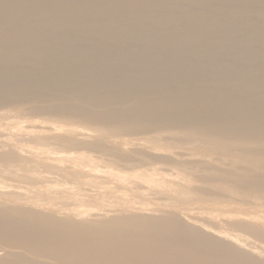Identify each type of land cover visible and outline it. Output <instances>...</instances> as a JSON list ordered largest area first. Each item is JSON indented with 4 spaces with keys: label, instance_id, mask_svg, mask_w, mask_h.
<instances>
[{
    "label": "rangeland",
    "instance_id": "rangeland-1",
    "mask_svg": "<svg viewBox=\"0 0 264 264\" xmlns=\"http://www.w3.org/2000/svg\"><path fill=\"white\" fill-rule=\"evenodd\" d=\"M148 1L161 5L151 14L136 0H0V261L97 258L90 246L129 233L160 236L175 250L205 249L170 233L179 223L233 248L243 241L239 250L255 257L246 262L264 264L252 249L264 250V233L216 229L202 223L208 211L197 213L236 208L253 214L251 225L264 217L251 198L264 196V0ZM161 15L172 21L158 24ZM153 173L177 187L188 178L194 192L147 191L143 176ZM135 244L139 253L146 248Z\"/></svg>",
    "mask_w": 264,
    "mask_h": 264
},
{
    "label": "bare ground",
    "instance_id": "bare-ground-1",
    "mask_svg": "<svg viewBox=\"0 0 264 264\" xmlns=\"http://www.w3.org/2000/svg\"><path fill=\"white\" fill-rule=\"evenodd\" d=\"M106 1V0H105ZM118 1V0H117ZM168 1V0H167ZM167 1H165V3L167 2ZM179 1V0H178ZM195 1V0H194ZM203 1V0H202ZM229 1V0H228ZM252 1V0H251ZM257 1V0H256ZM261 1V0H260ZM139 2V3H138ZM220 2V1H219ZM222 2H224V1H222ZM226 2V1H225ZM232 2H234V0L232 1ZM239 3V1H236V3ZM243 2V1H242ZM250 2V1H249ZM258 2H259V0H258ZM264 2V1H263ZM136 3L137 4H140L141 6H146L147 7V9H146V12L145 13H147V12H150L151 14L152 13H154V12H156V7H158V6H160L161 5V3L159 2V1H155L154 3V6H152L151 4H153L152 2H151V4L149 3V1L148 0H136ZM188 3V2H187ZM210 3V2H209ZM230 3V2H229ZM244 3V2H243ZM261 3V2H260ZM177 4V3H176ZM204 4V3H203ZM225 4V3H224ZM231 4V3H230ZM230 4H228V5H230ZM240 4H241V2H240ZM249 4V3H248ZM262 4V3H261ZM163 5V4H162ZM167 5V4H166ZM172 5V4H171ZM184 5V4H183ZM207 5V4H206ZM208 5H210V4H208ZM216 5V4H215ZM227 5V6H228ZM235 5V4H234ZM247 5V4H246ZM252 6H253V4H251ZM259 5V4H258ZM264 5V3L262 4V6ZM117 6V5H116ZM187 6V5H186ZM214 6V5H213ZM221 6V5H220ZM219 6V7H220ZM224 6V5H223ZM231 6V5H230ZM236 6V5H235ZM255 6V5H254ZM256 6H257V4H256ZM259 6H261V5H259ZM2 7V6H1ZM0 7V8H1ZM179 7V6H178ZM199 7H201V6H199ZM236 7H238V5L236 6ZM241 7H242V5H241ZM156 8V9H155ZM194 8V7H193ZM203 8H204V6H203ZM212 8V7H211ZM229 8V7H228ZM263 8V7H262ZM19 9V8H18ZM128 9V8H127ZM133 9V8H132ZM227 9V8H226ZM225 9V10H226ZM231 9V7L229 8V10ZM236 9V8H235ZM246 9V8H245ZM248 9V8H247ZM253 9V8H252ZM256 9V8H255ZM254 9V10H255ZM126 10V9H125ZM205 10V9H204ZM224 10V9H223ZM234 10V9H233ZM238 10H240L239 9V7H238ZM243 10V9H242ZM251 10V9H250ZM257 10V9H256ZM191 11H193V10H191ZM194 11H196V10H194ZM193 11V12H194ZM203 11V10H202ZM230 11H232V10H230ZM264 10L262 9V11L261 12H263ZM197 12V11H196ZM206 12H207V10H206ZM233 12V11H232ZM239 11H237V13H238ZM248 12H250L249 11V9H248ZM256 12V11H255ZM182 13H183V11H182ZM188 13V12H187ZM191 13V12H190ZM199 13H200V11H199ZM198 13V14H199ZM226 13V12H225ZM231 13V12H230ZM235 13V12H234ZM245 13H247V12H245ZM264 13V12H263ZM168 14V13H167ZM170 14V13H169ZM185 14V13H184ZM202 14V13H201ZM209 14V13H208ZM213 14V13H212ZM243 14V13H242ZM249 14V13H248ZM206 15V14H205ZM221 15V14H220ZM225 15V14H224ZM227 15H229V14H227ZM258 15H259V12H258ZM143 16H145V17H147L146 15H143ZM180 16V15H179ZM230 16H232V13H231V15ZM237 16V15H236ZM238 16H239V14H238ZM241 16V15H240ZM239 16V17H240ZM249 16V15H248ZM256 16H257V14H256ZM255 16V17H256ZM261 16H263V15H261ZM193 18H194V16H192ZM238 17V18H239ZM244 17H245V19L247 18L246 16H245V14H244ZM244 17H242V18H244ZM155 18V17H154ZM175 18V17H174ZM184 18V17H183ZM223 18V17H222ZM224 18H226V17H224ZM231 18V17H230ZM234 18V17H233ZM232 18V19H233ZM253 18V17H252ZM156 19V22L158 23V24H164V22H169V20H171V19H169L167 16H162L161 15V17H158L157 16V18H155ZM197 19V18H196ZM205 19H207V18H205ZM240 19V18H239ZM238 19V20H239ZM128 20V19H127ZM195 20V19H194ZM229 20V19H228ZM236 20V19H235ZM238 20H236V21H238ZM250 20V19H249ZM249 20H247L246 22H249ZM256 20V19H255ZM254 20V21H255ZM160 21L162 22V23H160ZM172 21V20H171ZM177 21V20H176ZM200 23H201V21L200 20H198ZM202 21H203V18H202ZM207 21V20H206ZM215 21H218V20H215ZM223 21V20H222ZM234 21V20H233ZM236 21H234L235 23H236ZM242 21H243V19H242ZM254 21H252V22H254ZM139 22V21H138ZM182 22V21H181ZM191 22V21H190ZM189 22V23H190ZM193 22H195V21H193ZM204 22V21H203ZM208 22V21H207ZM211 22V21H210ZM220 22H221V20H220ZM232 22V21H231ZM244 22V21H243ZM243 22H242V24H243ZM256 22V21H255ZM260 22V21H259ZM142 23H143V21H142ZM206 23V22H205ZM215 23V22H214ZM227 23V22H226ZM229 23H230V20H229ZM241 23V22H240ZM263 23V22H262ZM145 24V23H144ZM168 24H170V23H168ZM192 24V23H191ZM191 24H190V26H191ZM204 24V23H203ZM217 24V23H216ZM218 24H219V22H218ZM221 24V23H220ZM219 24V25H220ZM223 24V23H222ZM232 24V23H231ZM256 24V23H255ZM260 24V23H259ZM177 25V24H176ZM176 25H175V27H176ZM182 25V24H181ZM187 25H188V23H187ZM197 25H199V24H197ZM200 25H202V24H200ZM218 25V26H219ZM233 25H234V23H233ZM248 25H250V24H248ZM247 24H246V28H248L249 26H248ZM179 26V25H178ZM212 26H214L213 24H212ZM216 26V25H215ZM214 26V27H215ZM223 26V25H222ZM225 26V25H224ZM228 26H231V25H228ZM239 26H240V24H239ZM238 26V27H239ZM251 26V25H250ZM263 26V25H262ZM112 27V26H111ZM110 27V28H111ZM170 27H171V25H170ZM180 27V26H179ZM193 27V26H192ZM220 27V26H219ZM253 27V26H252ZM256 27V26H255ZM109 28V29H110ZM168 28V27H167ZM177 28V27H176ZM182 28V27H181ZM180 28V29H181ZM213 28V27H212ZM218 28V27H217ZM227 28V27H226ZM237 28V27H236ZM240 28H243V27H240ZM152 29V28H151ZM156 29V28H155ZM155 29H153V30H155ZM170 29V28H169ZM196 29V28H195ZM221 29V28H220ZM232 29V28H231ZM249 29V28H248ZM255 29V28H254ZM264 29V28H263ZM179 30V29H178ZM238 30V29H237ZM241 30V29H240ZM243 30V29H242ZM241 30V31H242ZM262 30V29H261ZM167 31H168V29H167ZM212 31V30H211ZM227 31L229 32V30H228V28H227ZM234 31V30H233ZM240 31V33L242 34V32ZM247 31V30H246ZM255 31V30H254ZM259 31H260V29H259ZM259 31H257L258 33H259ZM144 32V31H143ZM189 32H190V30H189ZM197 32V31H196ZM201 32V31H200ZM213 32H215V31H213ZM223 32V31H222ZM231 32H232V30H231ZM237 32H239V31H237ZM249 32V31H248ZM264 32V31H263ZM176 34H177V32H175ZM188 33V32H187ZM187 33H185V35L187 34ZM220 33V32H219ZM251 33V32H250ZM198 34H200V33H198ZM217 34V33H216ZM232 34H233V32H232ZM246 34V33H245ZM256 34V33H255ZM169 35V34H168ZM181 35H184V33L183 34H181ZM214 35V34H213ZM212 35V36H213ZM218 35V34H217ZM228 35H230V34H228ZM238 35V34H237ZM249 35V34H248ZM187 36H190V35H187ZM211 36V37H212ZM215 36V35H214ZM239 36V35H238ZM250 36V35H249ZM249 36H247V37H249ZM253 36V35H252ZM256 36H257V34H256ZM156 37H158V36H156ZM171 37V36H170ZM170 37H169V39H170ZM175 37V36H174ZM178 38H179V36H177ZM209 37V36H208ZM217 37V36H216ZM222 37V36H221ZM235 37H237V36H235ZM234 37V38H235ZM241 37V36H240ZM258 37H259V35H258ZM257 37V38H258ZM164 38V37H163ZM182 38H184V36L182 37ZM187 38V37H186ZM193 38V37H192ZM198 38V37H197ZM213 38V37H212ZM254 38V37H253ZM253 38H252V41H253ZM262 38V37H261ZM260 38V39H261ZM90 39V38H89ZM130 39V38H129ZM156 39V38H155ZM167 39V38H166ZM171 39H173V37L171 38ZM177 39V38H176ZM185 39V38H184ZM183 39V40H184ZM191 39V38H190ZM196 39V38H195ZM204 39V38H203ZM215 39V38H214ZM214 39H213V41H214ZM263 39H264V36H263ZM136 40V39H135ZM160 40H161V38H160ZM159 40V41H160ZM186 40V39H185ZM189 40V39H188ZM187 40V41H188ZM194 40V39H193ZM199 40H200V38H199ZM210 40V39H209ZM220 40V39H219ZM231 40V39H230ZM243 40V39H242ZM158 41V42H159ZM163 41H165V40H163ZM176 41V40H175ZM202 41V40H201ZM217 41V40H216ZM248 41V40H247ZM257 41V40H256ZM120 42V41H119ZM152 42V41H151ZM166 42V44H167V42L168 41H165ZM174 42V41H173ZM177 42V41H176ZM175 42V43H176ZM179 42V41H178ZM177 42V43H178ZM209 42V41H208ZM224 42V41H223ZM251 42V41H250ZM259 42V41H258ZM260 42H261V40H260ZM142 43V42H141ZM157 43V42H156ZM176 43V44H177ZM184 43H185V41L183 42V45H184ZM221 43H222V41H221ZM242 43V42H241ZM247 43V42H246ZM256 43V42H255ZM264 43V42H263ZM108 44V43H107ZM138 44V43H137ZM165 44V45H166ZM169 44V43H168ZM167 44V45H168ZM181 44V43H180ZM211 44V43H210ZM225 44H228V43H225ZM231 44V43H230ZM243 44V43H242ZM250 44V43H249ZM248 43H247V45H249ZM153 45V44H152ZM155 45V44H154ZM161 45V44H160ZM166 45V46H167ZM188 45V44H187ZM217 45V44H216ZM215 45V46H216ZM223 45V44H222ZM229 45V44H228ZM232 45L233 44H231V47H232ZM244 45H245V41H244ZM255 45V44H254ZM131 46H133V45H131ZM136 46V45H135ZM139 46H140V44H139ZM145 46V45H144ZM162 46V45H161ZM178 46L180 47L181 45H179L178 44ZM185 47H186V45H184ZM189 46V45H188ZM188 46H187V48H188ZM191 46V45H190ZM211 46V45H210ZM234 46V45H233ZM151 47V46H150ZM155 47V46H154ZM153 47V48H154ZM173 47V46H172ZM177 47V46H176ZM182 47V46H181ZM192 47V46H191ZM191 47H189V48H191ZM194 47V46H193ZM209 47V46H208ZM214 47V46H213ZM223 47V46H222ZM221 47V48H222ZM240 46H238V47H236V49L237 48H239ZM244 47V46H243ZM254 47H256V46H254ZM258 47H260V46H258ZM145 48V47H144ZM159 48V47H158ZM171 47H169L168 49H170ZM233 48V47H232ZM245 48H247V47H245ZM261 48V47H260ZM146 49V48H145ZM149 49H151V48H149ZM162 49V48H161ZM168 49H166L167 51H169ZM172 49V48H171ZM186 49V48H185ZM215 49V48H214ZM240 49V48H239ZM253 49V48H252ZM137 50V49H136ZM156 50V49H155ZM165 50V49H164ZM211 50V49H210ZM234 50V49H233ZM243 50V49H242ZM257 50V49H256ZM260 50V49H259ZM171 51V50H170ZM174 51H175V49H174ZM177 51V50H176ZM175 51V52H176ZM180 49H179V53H180ZM183 51V50H182ZM187 51H188V49H187ZM207 51V50H206ZM215 51V50H214ZM219 51V50H218ZM221 51V50H220ZM241 51V50H240ZM247 51V50H246ZM262 51V50H261ZM165 52V51H164ZM174 52V53H175ZM191 52V51H190ZM189 52V53H190ZM217 52V51H216ZM215 52V53H216ZM223 52V51H222ZM248 52V51H247ZM252 52H255V49H254V51H252ZM153 53H154V51H153ZM152 53V54H153ZM156 53V52H155ZM154 53V54H155ZM184 53V52H183ZM207 53V52H206ZM214 53V54H215ZM220 53V52H219ZM224 53V52H223ZM226 53V52H225ZM240 53V52H239ZM242 53V52H241ZM261 53V52H260ZM156 54H159V53H156ZM162 54V53H161ZM165 54H167V53H165ZM173 54V53H172ZM178 54V53H177ZM192 54V53H191ZM204 54V53H203ZM202 54V55H203ZM208 54V53H207ZM213 54V55H214ZM234 53H232V55H233ZM256 54V53H255ZM258 54V53H257ZM145 55V54H144ZM183 55V54H182ZM182 55H180V56H182ZM186 55V54H185ZM217 55V54H216ZM231 55V54H230ZM244 55V54H243ZM242 55V56H243ZM248 54H246L245 56H247ZM264 55V54H263ZM262 55V56H263ZM150 56H152V55H150ZM155 56H157V55H155ZM170 56V55H169ZM168 56V57H169ZM178 56V55H177ZM259 56V55H258ZM257 56V57H258ZM147 57V56H146ZM145 57V58H146ZM149 57V56H148ZM162 57V56H161ZM160 57V59H162ZM187 56H185V58H186ZM193 57V56H192ZM217 57H219V56H217ZM222 57V56H221ZM239 57H240V55H239ZM247 57H249V56H247ZM260 57H261V55H260ZM141 58V57H140ZM189 58V57H188ZM228 58V57H227ZM241 58V57H240ZM259 58V57H258ZM179 59V58H178ZM181 59H183V58H181ZM187 59V58H186ZM191 59V58H190ZM209 59V58H208ZM231 59V58H230ZM230 59H229V61H230ZM251 59V58H250ZM253 59H255V58H253ZM252 59V60H253ZM163 60V59H162ZM168 60V59H167ZM177 60V59H176ZM213 60V57H212V59H211V61ZM218 60V59H217ZM232 60V59H231ZM237 59L235 58V61H236ZM244 60V59H243ZM247 60V59H246ZM257 60H261V59H257ZM151 61V60H150ZM153 61V60H152ZM169 61H171V60H169ZM175 61V59L173 60V62ZM187 61H188V59H187ZM186 61V62H187ZM190 61V60H189ZM239 61V60H238ZM237 61V62H238ZM256 61V60H255ZM261 61H263V60H261ZM162 61H160V63H161ZM176 62V61H175ZM180 60H179V65H180ZM217 62V61H216ZM232 62V61H231ZM246 62V61H245ZM244 62V63H245ZM257 62V61H256ZM147 63V62H146ZM206 63V62H205ZM210 63V62H209ZM213 63V62H212ZM230 63V62H229ZM137 64V63H136ZM135 64V65H136ZM169 64V63H168ZM192 64V63H191ZM201 64V63H200ZM208 64V63H207ZM242 64V63H241ZM250 64H252L251 63V61H250ZM163 65V64H162ZM161 65V66H162ZM166 65V64H165ZM169 65H171V64H169ZM184 65V64H183ZM188 65H190V64H188ZM223 65V64H222ZM138 66V65H137ZM147 66V65H146ZM154 66V65H153ZM160 66V65H159ZM158 66V67H159ZM173 66V65H172ZM172 66H170L171 68H172ZM181 66V65H180ZM186 66V65H185ZM184 66V67H185ZM236 66V65H235ZM253 66H255V64L253 65ZM252 66V67H253ZM149 67V66H148ZM156 67V66H155ZM187 67V66H186ZM198 67V66H197ZM200 67V66H199ZM198 67V68H199ZM230 67V66H229ZM237 67H238V65H237ZM241 67V66H240ZM256 67V66H255ZM258 67V66H257ZM153 68V67H152ZM206 68V67H205ZM223 68V67H222ZM242 68V67H241ZM244 69H245V67H243ZM242 68V69H243ZM248 68V67H247ZM246 68V69H247ZM251 68V67H250ZM254 68V67H253ZM137 69V68H136ZM135 69V70H136ZM170 69V68H169ZM179 69V68H178ZM185 69V68H184ZM207 69V68H206ZM217 69V68H216ZM221 69V68H220ZM224 69V68H223ZM246 69H245V71H246ZM187 70H188V67H187ZM186 70V71H187ZM196 70V69H195ZM254 70V69H253ZM264 70V69H263ZM263 70H262V73H263ZM137 71V70H136ZM170 71H171V69H170ZM173 71V70H172ZM182 71H183V69H182ZM197 71V70H196ZM240 71V70H239ZM238 71V72H239ZM249 71V70H248ZM134 72V71H133ZM169 72V71H168ZM223 72H224V70H223ZM243 72V71H242ZM250 72V71H249ZM248 72V73H249ZM253 72V71H252ZM255 72V74H257L256 73V71H254ZM253 72V73H254ZM137 74H138V72H136ZM141 73V72H140ZM157 73V72H156ZM167 73V72H166ZM176 73V72H175ZM177 73H178V70H177ZM184 73V72H183ZM241 73V72H240ZM247 73V74H248ZM253 73H251L252 74V76H253ZM159 74V73H158ZM165 74V73H164ZM169 74H170V72H169ZM168 74V75H169ZM184 74H187V72L186 73H184ZM189 74V73H188ZM236 74V73H235ZM244 74V73H243ZM246 74V75H247ZM260 75H261V73H259ZM259 74H257V75H259ZM155 75V74H154ZM160 75V74H159ZM220 75V74H219ZM256 75V76H257ZM147 76H149V75H147ZM176 76V75H175ZM178 76H181V75H178ZM214 76H215V74H214ZM245 76V75H244ZM255 76V75H254ZM253 76V77H254ZM262 76H264V74L263 75H261L260 77H262ZM194 77V76H193ZM247 77V76H246ZM251 77V76H250ZM249 77V78H250ZM258 77V76H257ZM139 78V77H138ZM155 78V77H154ZM162 78V77H161ZM173 78V77H172ZM195 78V77H194ZM193 78V79H194ZM219 78V77H218ZM227 78V77H226ZM252 78V77H251ZM263 78V77H262ZM176 79V78H175ZM188 78H186V80H187ZM211 79V78H210ZM243 79V78H242ZM245 80L246 79H248V78H244ZM261 79V78H260ZM259 79V80H260ZM264 79V78H263ZM177 80V79H176ZM181 80H182V77H181ZM195 80V79H194ZM197 80V79H196ZM239 80V79H238ZM249 80V79H248ZM253 80H254V78H253ZM156 81V80H155ZM158 81V80H157ZM242 81V80H241ZM247 81V80H246ZM249 81H251V80H249ZM256 81V80H255ZM255 81H254V84H255ZM177 82V81H176ZM179 82V81H178ZM225 82V81H224ZM231 82H233V81H231ZM258 82H260V81H258ZM263 83H264V81H262ZM160 83V82H159ZM185 83V82H184ZM183 83V84H184ZM246 83V82H245ZM244 83V84H245ZM250 83V82H249ZM257 83V82H256ZM261 83V82H260ZM162 84V83H161ZM220 84V83H219ZM231 84V83H230ZM178 85V84H177ZM194 85V84H193ZM226 85V84H225ZM232 85H233V83H232ZM240 85V84H239ZM238 85V86H239ZM260 85V84H259ZM198 86V85H197ZM231 86V85H230ZM244 86V85H243ZM249 86V85H248ZM247 86V87H248ZM252 86V85H251ZM234 87H236V86H234ZM242 87V86H241ZM261 87V86H260ZM224 88V87H223ZM255 88V87H254ZM238 89V88H237ZM243 89V88H242ZM241 89V90H242ZM247 89V88H246ZM258 89V88H257ZM231 90V89H230ZM241 90H240V92H241ZM244 90V89H243ZM248 90H249V87H248ZM260 90L262 91L263 89H261L260 88ZM227 91V90H226ZM227 92H229V91H227ZM236 92V91H235ZM253 92H254V90H253ZM245 93V92H244ZM257 93V92H256ZM259 94H261L260 93V91L258 92ZM263 93L264 92H262V94L261 95H263ZM235 94V93H234ZM238 94V93H237ZM251 94V93H250ZM245 95V94H244ZM247 96V95H246ZM254 95H252V97H253ZM236 97V96H235ZM260 97V96H259ZM262 97V96H261ZM229 98V97H228ZM234 98V97H233ZM239 98H240V96H239ZM245 98V97H244ZM248 98V97H247ZM262 98H264V97H262ZM258 99V98H257ZM257 99H256V101H257ZM261 99V98H260ZM236 101V100H235ZM255 101V100H254ZM253 101V102H254ZM263 101V100H262ZM238 102H239V100H238ZM241 102V101H240ZM239 102V104L240 105H242L241 103ZM251 102V101H250ZM258 102V101H257ZM232 104V103H231ZM247 104V103H246ZM246 104H245V102H244V105H245V107H246ZM252 104V103H251ZM257 104V103H256ZM260 104H261V101H260ZM263 104V103H262ZM239 105V106H240ZM243 105V106H244ZM248 105V104H247ZM228 106V105H227ZM232 106V105H231ZM231 106H229V107H231ZM234 106V105H233ZM238 106V107H239ZM257 107V106H256ZM244 108V107H243ZM261 108H263V105H262V107ZM235 109H236V107H235ZM234 109V110H235ZM238 109V108H237ZM246 109V108H245ZM245 109H242V110H245ZM240 110V108L238 109V111ZM249 110V109H248ZM257 110V109H256ZM260 110V109H259ZM263 110V109H262ZM252 111V110H251ZM235 112V111H234ZM264 112V111H263ZM242 113H244V112H242ZM252 113V112H251ZM260 113V112H259ZM258 113V114H259ZM240 114H241V112H240ZM239 115V114H238ZM243 115V114H242ZM245 116H247V115H245ZM240 117H241V115H240ZM242 117H244V116H242ZM248 117V116H247ZM249 117H250V115H249ZM234 119V118H233ZM239 119H241V118H239ZM245 119H246V117H245ZM237 120V119H236ZM249 120V119H248ZM253 120V119H252ZM233 122H234V120H233ZM241 122V121H240ZM243 122V121H242ZM250 122V121H249ZM255 122V121H254ZM259 122V121H258ZM224 123V122H223ZM247 123V125H248V122H246ZM245 123V124H246ZM261 123V122H260ZM260 123H259V125H260ZM242 124V123H241ZM241 124H240V126H241ZM252 124H254V123H252ZM257 125L258 124H256V126L255 127H257ZM227 126V125H226ZM251 126V125H250ZM240 128V127H239ZM244 128H247V127H244ZM262 128V127H261ZM242 129V128H241ZM264 129V128H263ZM227 130V129H226ZM256 130V129H255ZM218 131V130H217ZM238 131V130H237ZM259 131V130H258ZM257 131V132H258ZM244 133H245V131H244ZM261 134V133H260ZM253 135H254V133H253ZM256 135H258V133L256 134ZM250 136V135H249ZM260 137V136H259ZM263 137V136H262ZM264 140V139H263ZM193 150V149H192ZM187 154V153H186ZM198 157V156H197ZM263 160V159H262ZM205 166V165H204ZM36 171V170H35ZM32 172H33V170H32ZM153 172H155V170H153ZM8 173V172H7ZM13 173V172H12ZM152 173V172H151ZM85 175V174H84ZM154 175H157V174H155V173H153V174H149V175H144L143 177H145L144 179H143V181L145 180V183H146V187H147V191H152V192H154V193H156V194H159V193H163V192H165L166 191V193L165 194H170V195H172V194H180V193H182L183 191H181L180 189H182V188H184V187H188V189L187 190H190V194H193V189L192 188H190L189 186H187L186 185V183H188V184H190L189 183V181H188V178H185V179H183L184 177H178V178H180L179 180H182L183 181V185H181V186H175L176 185V183H173L172 184V182H167L168 180H165V179H159V178H154L153 176ZM33 176H35V175H33ZM40 176V175H39ZM27 177V176H26ZM25 177V178H26ZM24 178V177H23ZM57 178V177H56ZM177 177L175 178L176 180L178 179ZM37 179H38V177H37ZM48 179V178H47ZM46 179V180H47ZM190 179V178H189ZM178 180V181H179ZM193 181V180H192ZM48 184V183H47ZM50 184V183H49ZM52 185V184H51ZM56 185V184H55ZM165 186V187H164ZM80 189V188H79ZM152 194V193H151ZM155 194V195H156ZM168 196V195H167ZM195 196V195H194ZM154 197V196H153ZM160 197V196H159ZM158 197V198H159ZM196 197V196H195ZM165 198V197H164ZM167 198V197H166ZM251 198H253L254 199V201L255 202H257L258 204H257V206H259V207H264V196L262 195V196H260V195H251ZM168 199V198H167ZM167 199H165V200H167ZM175 199H177V198H175ZM186 199V198H185ZM212 199H214V198H212ZM211 199V200H212ZM183 200V199H182ZM122 202V201H121ZM162 202V201H161ZM218 202V201H217ZM55 203V202H54ZM57 203V202H56ZM60 203V202H59ZM62 203V202H61ZM60 203V204H61ZM167 203V202H166ZM178 203V202H177ZM46 204V203H45ZM58 204V203H57ZM162 204V203H161ZM106 207V206H105ZM87 208V207H86ZM91 208H93V207H91ZM189 210H191V209H189ZM155 211H157V210H155ZM154 211V212H155ZM176 211V210H175ZM206 211H208L209 212V214L212 216L211 218H206V219H203L202 220V223L203 224H207L208 226H211V227H213V228H221V229H223V228H225V227H228V228H230V229H232V228H236L235 229V231L238 229L240 232H245V230H252V231H255L256 233H258L259 234V236H263L262 234L264 233L263 231H264V217H259V216H254V221L255 222H253V224L251 225V224H249L250 223V221H248L249 219H252L251 218V216L253 215L252 213L251 214H248V213H246V212H244V211H242V210H240V209H236V208H232V209H220V210H216V211H214V210H212V209H210V210H204L203 208H197V213L198 214H203V213H205ZM161 212V211H160ZM190 212V211H189ZM177 214V213H176ZM86 215V214H85ZM85 215H83V216H85ZM155 215V214H154ZM235 215H237V216H240V218H238V220H237V222H236V220H231V218H236L235 217ZM82 216V217H83ZM218 216H224L225 218L224 219H218ZM78 217H80V216H78ZM78 217H76L77 219H79ZM175 217V216H174ZM250 217V218H249ZM253 217V216H252ZM84 218V217H83ZM246 218H249V219H246ZM80 219H81V217H80ZM174 219V218H173ZM199 219H202V218H199ZM184 220V219H183ZM172 221V220H171ZM200 222H201V220H200ZM179 224V223H178ZM173 224L172 226H170L171 227V230H170V233H173L176 237H182V238H193V239H197V241L199 242V240L200 241H203V242H205V244L206 245H204L205 247V249H202V251H195V250H193L190 246H188V247H190V248H182V249H177V250H175V249H173V245H172V243L171 244H165L164 242H160V243H158L157 241L159 240L158 238L160 237V236H156V238H154V239H150L149 241L148 240H146V237L145 236H142V235H135V234H128V235H126V236H124V237H121V238H119L118 239V241L117 242H113V239H111V240H108V241H104V242H102V243H97V244H95V245H92V246H90L91 248H89V250L91 251L90 253H89V255H91V256H93V257H97V258H87V259H84V258H77V256L78 255H75L74 257H76V258H74V257H70V256H68V255H63V254H59V258H51V260H53V261H55V263L56 264H151V263H148L147 261H149V259H151V258H149V257H157L159 260H161L160 261V264H164V261L165 262H167V261H169L168 263L170 264V260L169 259H174V258H176V259H174V261H180L182 264H183V262H186V260L188 261V264H259V263H257V262H253V261H250V262H246V259H244V258H250L251 256H245L244 254H243V248H244V250L245 249H247L245 246H248V244L247 243H245V242H243V241H239L238 240V242H242L243 243V246L242 247H238V248H233V247H230L228 244H221V243H219L217 240H214L213 238H211V237H205L204 236V238H201V235H203V233H205V232H203V231H201V230H198V229H193V228H189V227H186V226H183V225H181V224ZM191 225V224H190ZM169 227V226H168ZM196 227V226H195ZM197 228V227H196ZM80 229V228H79ZM218 230H216V232H217ZM226 231V230H225ZM231 231V230H230ZM81 232H82V230H81ZM84 232V231H83ZM232 235V234H231ZM2 237V236H1ZM235 237V236H234ZM201 238V239H200ZM228 238V237H227ZM6 239V238H5ZM11 239V238H10ZM156 239H158V240H156ZM229 239V238H228ZM8 240V239H7ZM221 240V239H220ZM250 241V240H249ZM232 242V241H231ZM135 243H140V244H142V245H144V246H146V248H144V250H143V252L142 253H139L138 251H136V249H135V246H136V244ZM200 243V242H199ZM233 243V242H232ZM263 244V243H262ZM259 245H261V244H259ZM261 247V246H260ZM239 249H241V250H239ZM252 249H256L257 250V252L256 251H254L255 253H258L259 255H261V256H263L264 257V250L263 249H261V250H259L260 248H256V247H254V248H252ZM175 250V251H174ZM251 250V249H250ZM207 251V252H206ZM247 251V250H246ZM94 252V253H93ZM248 253H253V252H248ZM254 253V254H255ZM68 256V257H67ZM80 256V255H79ZM177 258H179V259H177ZM251 258H255V257H251ZM262 258V257H261ZM91 259V260H90ZM163 261V262H162ZM173 260H172V262H174ZM183 261V262H182ZM18 262V261H17ZM171 262V264H173ZM19 263V262H18ZM0 264H17V263H11V262H9V261H5V260H2V261H0Z\"/></svg>",
    "mask_w": 264,
    "mask_h": 264
}]
</instances>
